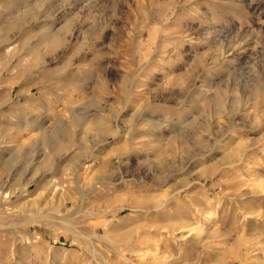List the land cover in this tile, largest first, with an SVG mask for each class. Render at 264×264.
<instances>
[{
    "label": "rangeland",
    "instance_id": "374dc122",
    "mask_svg": "<svg viewBox=\"0 0 264 264\" xmlns=\"http://www.w3.org/2000/svg\"><path fill=\"white\" fill-rule=\"evenodd\" d=\"M0 264H264V0H0Z\"/></svg>",
    "mask_w": 264,
    "mask_h": 264
},
{
    "label": "bare ground",
    "instance_id": "6f19581e",
    "mask_svg": "<svg viewBox=\"0 0 264 264\" xmlns=\"http://www.w3.org/2000/svg\"><path fill=\"white\" fill-rule=\"evenodd\" d=\"M190 154V153H189ZM157 179V178H156ZM158 179H159V177H158Z\"/></svg>",
    "mask_w": 264,
    "mask_h": 264
}]
</instances>
